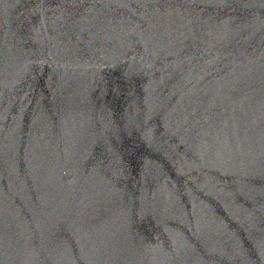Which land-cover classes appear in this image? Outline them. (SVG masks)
<instances>
[{
    "label": "water",
    "instance_id": "water-1",
    "mask_svg": "<svg viewBox=\"0 0 264 264\" xmlns=\"http://www.w3.org/2000/svg\"><path fill=\"white\" fill-rule=\"evenodd\" d=\"M0 264H264V0H0Z\"/></svg>",
    "mask_w": 264,
    "mask_h": 264
}]
</instances>
